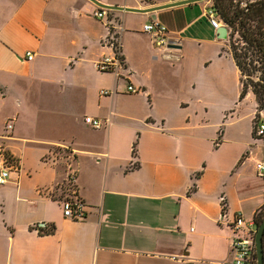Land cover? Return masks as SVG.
<instances>
[{
    "label": "crops",
    "instance_id": "obj_1",
    "mask_svg": "<svg viewBox=\"0 0 264 264\" xmlns=\"http://www.w3.org/2000/svg\"><path fill=\"white\" fill-rule=\"evenodd\" d=\"M210 6L114 14L117 79L94 66L110 49L92 2L0 0V150L18 166L0 185V264H231L229 222L235 214L253 221L264 204L254 166L264 145L252 140L256 101L250 90L240 98L241 74L205 17ZM152 19L180 45L155 46L141 32ZM127 82L139 91L127 93ZM60 143L69 146L84 220L65 218L47 191L66 175L43 159Z\"/></svg>",
    "mask_w": 264,
    "mask_h": 264
},
{
    "label": "built area",
    "instance_id": "obj_2",
    "mask_svg": "<svg viewBox=\"0 0 264 264\" xmlns=\"http://www.w3.org/2000/svg\"><path fill=\"white\" fill-rule=\"evenodd\" d=\"M150 1V0H144ZM183 0H164V3L171 4ZM204 2H211L212 0H202ZM205 13V17L208 20L212 28L217 29L221 26H226L228 28V36L233 32L225 23H223L219 16L215 13L212 7ZM114 11L105 8L95 6L93 16L101 21L106 29V34L101 40V45L110 49L109 54H103L95 63V69L102 73L113 74L117 79H123L124 75L122 71L124 69L123 60L120 53L119 46V33L122 30L121 24L113 14ZM141 32L150 36L154 45L157 47H163L164 49H171L169 45L178 47L180 45L179 39H173L170 36V32L167 27L161 22L152 19L141 26ZM236 35V33H235ZM174 48V47H173ZM25 57L27 60L32 59V54L26 52ZM139 90L135 88L132 84L127 82L126 92L130 94H135ZM112 92L109 90L101 89L99 91L100 96L110 95ZM264 111H260V118L257 119L256 123L253 122L252 137L256 142H261L264 145ZM84 122L90 126L92 129H100L103 123L94 117L85 116ZM11 123L5 125V129H10ZM1 155V166H0V185L4 184L8 178V173L10 170H17V162L10 160L4 151L0 150ZM45 161H49L51 164L55 165L59 162L64 165L65 178L62 183L57 186H53L49 191V195L52 197L56 193V200L62 208V213L65 218H70L73 220H84L86 218V205L83 198L78 192L76 185V173L73 168V163L71 161V155L69 152V146L63 143L56 144L51 147L47 154L43 156ZM255 170L257 175L264 176V161L255 162ZM220 202L224 204V198L221 196ZM234 236L230 243V248L232 252L231 264H253L255 260L253 256L255 255L254 249V235L256 231V226L253 221L245 222L243 217L239 214H235L229 222ZM255 226V227H254Z\"/></svg>",
    "mask_w": 264,
    "mask_h": 264
},
{
    "label": "trees",
    "instance_id": "obj_3",
    "mask_svg": "<svg viewBox=\"0 0 264 264\" xmlns=\"http://www.w3.org/2000/svg\"><path fill=\"white\" fill-rule=\"evenodd\" d=\"M212 9L233 32L238 34L241 41L246 46L245 50H250L257 57L258 62L263 67L260 76V83L250 84V91L254 95L256 104L264 105V0H252L241 6L237 0H212ZM231 55L239 68L241 79L243 75V66L241 57L245 52H236V48L231 46ZM123 60V58H122ZM242 83V80H241ZM247 87L242 85L240 98L244 97ZM259 109H263L262 106ZM137 139L134 140L131 147V155L136 156ZM133 167H137L134 164ZM199 175L196 173L195 177ZM264 178V176H263ZM195 191V183L187 191V195ZM264 217V204L255 212L253 222L255 226L260 224ZM263 258H264V232L261 240ZM255 255L253 259L255 260ZM255 264V262L253 263ZM264 264V263H263Z\"/></svg>",
    "mask_w": 264,
    "mask_h": 264
},
{
    "label": "rangeland",
    "instance_id": "obj_4",
    "mask_svg": "<svg viewBox=\"0 0 264 264\" xmlns=\"http://www.w3.org/2000/svg\"><path fill=\"white\" fill-rule=\"evenodd\" d=\"M237 1L239 2L241 6H244L245 3L252 1V0H237ZM126 12L128 11H114L113 14L117 16L127 14L128 16L133 17V19L136 18V16L133 13H126ZM227 41H228V46L230 50H231V46L233 45L236 48V52H245V51L247 52L245 56L240 58V60L242 59L241 62L243 66V75H242L241 80H242V85L247 87V90H249L250 84L260 83V76H261V71L263 70V67L258 62L257 57L255 56L254 53H252L250 50L247 51L244 49V46H246V44H244L243 41L240 40L238 34L235 35V32H232L228 36ZM260 104H256L254 124L256 123L257 119L260 118L259 112L264 111V105H260ZM261 106L263 109H259ZM263 115H264V112H263ZM253 142H256V141L253 140ZM260 161H264V159H261Z\"/></svg>",
    "mask_w": 264,
    "mask_h": 264
},
{
    "label": "water",
    "instance_id": "obj_5",
    "mask_svg": "<svg viewBox=\"0 0 264 264\" xmlns=\"http://www.w3.org/2000/svg\"><path fill=\"white\" fill-rule=\"evenodd\" d=\"M92 2L95 6L105 8L108 10L112 11H128V12H136V13H148L155 11L159 8H168V7H174V6H179L183 4H189V3H195V2H200L202 0H183V1H178L175 3L171 4H165L160 7L156 8H147V9H138V8H127L123 6H118V5H110V4H104L99 2L98 0H89ZM219 37L223 40H226L228 38V28L226 26H221L218 31H217ZM170 47H175L172 45H169ZM264 232V217L262 218L260 224L256 226V231L254 235V249H255V264H263L264 263V258H263V251H262V245H261V240H262V235Z\"/></svg>",
    "mask_w": 264,
    "mask_h": 264
}]
</instances>
